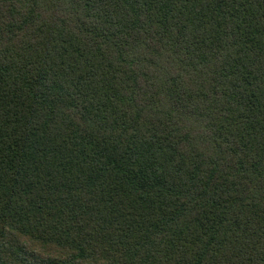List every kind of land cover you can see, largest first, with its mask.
Wrapping results in <instances>:
<instances>
[{
  "label": "trees",
  "instance_id": "16d2710c",
  "mask_svg": "<svg viewBox=\"0 0 264 264\" xmlns=\"http://www.w3.org/2000/svg\"><path fill=\"white\" fill-rule=\"evenodd\" d=\"M0 264H264V0H0Z\"/></svg>",
  "mask_w": 264,
  "mask_h": 264
}]
</instances>
